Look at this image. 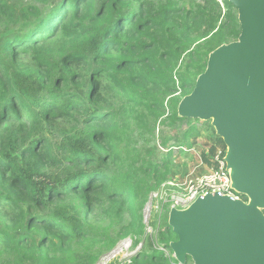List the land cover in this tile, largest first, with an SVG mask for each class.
Returning a JSON list of instances; mask_svg holds the SVG:
<instances>
[{"label":"trees","instance_id":"obj_1","mask_svg":"<svg viewBox=\"0 0 264 264\" xmlns=\"http://www.w3.org/2000/svg\"><path fill=\"white\" fill-rule=\"evenodd\" d=\"M221 1L227 9L224 22L220 12L206 21L204 5L186 9L171 0H60L39 14L26 33L20 29L0 36V264H68L67 253H75L72 245L90 242L88 216L96 206L111 213H136L132 207L139 183L127 190L103 168L108 159L117 158L113 135L118 122L124 125L105 110L107 96L127 100L124 118L133 110V101L145 104V97L151 98L150 106L158 102L163 110L156 95L162 86L163 97L176 91L173 76L161 70L173 56L179 60L181 53L210 35L205 46H212L233 27L238 38L237 11ZM32 2L21 19L34 16L48 0ZM12 12L7 1L0 0V17L12 19ZM217 46L205 52L195 79L182 85V98L192 91ZM61 125L71 132L57 140L49 130ZM217 141L225 151L221 139ZM206 156L203 161L214 167ZM159 165L152 163L147 173L157 177ZM135 221L140 224L141 217ZM168 230L172 239L167 246L177 240ZM138 262L178 264L157 246L144 249L133 259Z\"/></svg>","mask_w":264,"mask_h":264},{"label":"rangeland","instance_id":"obj_2","mask_svg":"<svg viewBox=\"0 0 264 264\" xmlns=\"http://www.w3.org/2000/svg\"><path fill=\"white\" fill-rule=\"evenodd\" d=\"M6 1L13 10L12 19L0 17V36L20 29V32L26 33L34 25L39 14L45 15L60 0H48L46 4H39L36 14L29 16L26 21L21 19V13L28 2L33 3L32 0ZM150 1L158 3L165 0ZM171 1L186 9L204 5L206 21L220 12V22H224L223 15L227 12L221 0ZM228 26L229 22L223 27L224 32ZM235 31L233 27L229 36L224 38L219 36L212 46L207 47L205 43L211 38L210 35L181 53L179 60L175 55L171 58L169 65L162 67L161 70L168 75L171 74L176 83V91L169 97H163V86L157 92L156 98L162 101L163 110L160 111L158 108V102L155 106H150L151 98L145 97L147 100L145 104L134 100L133 110L124 118L122 117L124 102L127 100L121 96H107L105 110L118 120H123L124 125L122 127V124L118 122L113 135L112 145L117 147V158L116 160L108 159L103 168L110 179L124 183L127 190L134 183H139V195L132 207L136 213L134 214L133 209L122 213H111L104 211L103 207L96 206L88 216L91 222V236L87 239L90 242L84 247L79 243L73 244L72 249L75 253H67L65 258L68 264H134L133 259L144 249H153L156 246L174 259L169 245L167 246V242L172 239L167 221L169 209L173 202L186 191L188 180L201 178L213 171L214 167L207 165L203 161V156L207 155V159L211 162L215 153L224 149L217 141L210 122L178 118L176 111L178 102L183 96L182 85L195 79V75L202 68L206 58L205 52L208 49L236 40ZM198 34L199 32L193 34L192 38ZM197 48H199L197 54L190 57L188 53ZM25 57L26 61H29L28 53ZM108 87L115 89L112 81H109ZM171 101L173 103H170ZM70 132L68 125L49 130V134L57 140H63L64 134ZM115 147L112 149L113 153L116 150ZM152 163L160 164L157 168L159 173L157 177H152L146 171ZM51 171L60 174L58 169H51ZM45 172L49 173L48 170ZM128 197L133 199L132 195ZM138 216L141 217L140 224L135 221ZM3 225L0 221V228ZM105 234L108 235V240L103 239ZM89 256L95 257L92 263L86 261ZM143 263L138 262V264Z\"/></svg>","mask_w":264,"mask_h":264},{"label":"water","instance_id":"obj_3","mask_svg":"<svg viewBox=\"0 0 264 264\" xmlns=\"http://www.w3.org/2000/svg\"><path fill=\"white\" fill-rule=\"evenodd\" d=\"M227 1L239 36L209 53L177 116L210 122L225 147L230 187L243 199L209 193L171 208L178 264H264V0Z\"/></svg>","mask_w":264,"mask_h":264},{"label":"built area","instance_id":"obj_4","mask_svg":"<svg viewBox=\"0 0 264 264\" xmlns=\"http://www.w3.org/2000/svg\"><path fill=\"white\" fill-rule=\"evenodd\" d=\"M224 156L225 151H218L213 159L214 169L212 172L201 178L188 180L186 191L173 202L170 209H185L197 198L209 193L243 199L240 195L234 193L230 187L229 172L226 169Z\"/></svg>","mask_w":264,"mask_h":264}]
</instances>
